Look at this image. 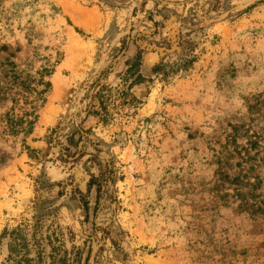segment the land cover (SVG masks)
Masks as SVG:
<instances>
[{"label": "rangeland", "instance_id": "obj_1", "mask_svg": "<svg viewBox=\"0 0 264 264\" xmlns=\"http://www.w3.org/2000/svg\"><path fill=\"white\" fill-rule=\"evenodd\" d=\"M0 264H264V0H0Z\"/></svg>", "mask_w": 264, "mask_h": 264}, {"label": "trees", "instance_id": "obj_2", "mask_svg": "<svg viewBox=\"0 0 264 264\" xmlns=\"http://www.w3.org/2000/svg\"><path fill=\"white\" fill-rule=\"evenodd\" d=\"M138 60H139V55H137L135 62H138ZM43 72L45 73V75L47 74L46 76H49L52 73L50 70H44ZM40 84L44 86L45 92L50 87V83L44 82V80H40ZM40 93L42 94L43 91L39 92V94ZM35 115L36 114L34 113L31 115L33 120L27 121L23 128L21 127V125L23 124L22 120H17L16 118H13V117L11 118V115L7 114L6 132H8V134H16L21 131V132H24L25 134H30L32 132V128H33V125L37 117ZM26 116H29V114H27Z\"/></svg>", "mask_w": 264, "mask_h": 264}]
</instances>
